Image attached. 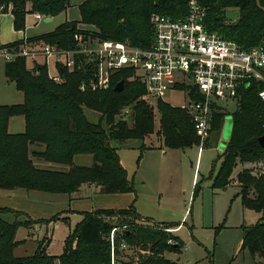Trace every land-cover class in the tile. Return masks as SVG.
<instances>
[{
  "label": "trees",
  "instance_id": "trees-1",
  "mask_svg": "<svg viewBox=\"0 0 264 264\" xmlns=\"http://www.w3.org/2000/svg\"><path fill=\"white\" fill-rule=\"evenodd\" d=\"M206 9L205 25L210 32L235 43L241 49L257 45L264 35V0H197ZM187 0H81L78 5L79 21L64 22L52 32L28 38V43L42 42L61 50H72L76 37L84 35L85 29L104 40L126 42L139 49H147L153 41L150 23L152 14L183 18ZM10 6L12 27L16 32L24 31L28 14H40L55 18L66 12L70 0H0V9L6 12ZM237 8L238 19L228 22L225 10ZM26 42L18 40L0 46V49L18 51ZM94 72L92 65L76 58L73 70L57 66L60 82L49 78L47 65L33 61L26 65V58L16 57L5 62L4 76L13 81L22 94L18 105L0 106V190L36 191L53 195H71L84 184L96 185L105 195L133 194L132 182L120 164L116 148L110 145L115 140L144 141L154 132L153 111L141 100L144 87L130 80V71L115 72L105 90L80 91V84L88 81ZM124 82L122 92L113 88ZM250 87L240 93L236 110L231 114V132L221 155V165L213 178L212 188L224 190L230 184L234 168L238 163L264 161V148L258 139L264 136V103ZM193 94V93H192ZM195 96V97H194ZM192 99H199L192 95ZM159 131L163 146L170 150H184L198 146L192 122L184 111L158 101ZM89 109L100 114L98 124L90 123L83 112ZM129 110L128 115L122 111ZM12 117H22L24 131L8 132ZM118 117V119H117ZM131 120L128 125L126 118ZM225 114L213 112L211 132L220 135ZM107 126L108 132L101 125ZM36 147L39 150L32 149ZM145 148V147H143ZM152 147H147L150 149ZM90 155V166H76L74 157ZM32 158L59 166L58 169H41ZM238 197L244 209L256 213L264 212V171L254 173L243 169L236 175ZM197 190L195 189L194 194ZM6 212L0 209V213ZM140 215L133 204L125 209H97L82 214V220L66 236L63 251L54 256L47 253L50 240L37 242L33 254L16 257L14 249L16 230L30 224L51 223L67 218L40 222L25 221L8 223L0 218V264H112L109 237L114 232L113 264H182L169 260L166 253H180L183 242L171 232L179 223H139ZM132 219V220H130ZM162 226L159 229L158 226ZM125 227V228H123ZM242 239L239 251L247 250L256 264H264V217L252 226H241ZM120 230V231H119ZM171 241V244H168ZM120 244L127 246L121 250ZM214 264L212 255L207 254Z\"/></svg>",
  "mask_w": 264,
  "mask_h": 264
},
{
  "label": "rangeland",
  "instance_id": "rangeland-1",
  "mask_svg": "<svg viewBox=\"0 0 264 264\" xmlns=\"http://www.w3.org/2000/svg\"><path fill=\"white\" fill-rule=\"evenodd\" d=\"M80 2L81 0H70V6L66 12L54 19L52 18L53 21L48 24L35 21L31 14L28 15L25 18V37L50 33L64 22L79 21L78 5ZM9 8L10 6H8L6 12H2L0 9V13L10 12ZM224 15L227 21L235 22L238 19L239 11L237 8H228L225 10ZM45 17L48 18L49 16ZM80 27L87 31V33L84 32L85 36H92V33L89 32L92 28ZM12 30L11 28L8 30L10 35L19 36ZM25 40L26 48L32 53V55L26 57V65L31 67L33 61L38 64L45 63L48 75L50 77L55 76L59 60L54 56L46 58L40 53L43 46L42 42L28 43V38ZM5 62L0 53V106L21 104L23 102L22 94L16 90L15 83L7 81L4 76ZM183 95L168 93L163 101L172 107H178L185 101L186 96L192 97L193 94L190 88L184 87ZM216 105L220 112L225 114L223 127L231 123V114L236 110L237 103L226 101L216 103ZM151 108L154 116V132L151 135L145 137L144 141L128 140L118 142L113 140L110 145L116 148L120 163L126 170L127 178L132 182L135 191L132 197L135 198L134 207L137 213L143 218H152L156 222H181L182 227L176 235L183 242V247L180 253H166L165 257L182 264H206L209 261L207 258L209 253L212 255L211 258L214 264H253V259L247 250L238 252L243 234L241 226L254 225L264 216V212L256 213L241 206L239 198L235 197L239 191L235 179L236 175L243 169L252 170L254 173L263 172L264 161L238 163L233 170L232 179L227 188L224 190L213 189L211 187L213 178L221 165V155L226 145L223 138V127L219 136L210 131L209 136L203 142L198 138V146L202 149L200 151H198V146L184 150H170L163 146L161 137L158 135L159 113L157 104L151 106ZM83 112L90 123L98 124L100 122V114L89 109H83ZM126 119L130 126L131 120L128 117ZM101 125L108 132L109 128L103 122H101ZM23 131V118L12 117L8 132L19 134ZM147 147L152 148L147 149ZM32 149L39 150L36 147ZM92 162L90 155L74 157L76 166H90ZM53 166L56 167V165ZM195 189L197 190L196 194H194ZM20 191L19 193H25L24 190ZM4 193L7 192L0 191V195H4L0 196V206H6L4 204H7L5 203ZM38 194L50 196L46 193ZM90 196H87L85 200L89 199ZM103 198H94L91 202L84 201V204L88 206L86 208H90L91 205L94 206V209L111 208L98 207L106 204L103 203ZM92 201L94 202L92 203ZM0 218L8 223L28 221L22 217L14 216L10 212L0 213ZM73 220L70 231L76 226L75 220L77 218L74 217ZM145 221V219L139 218V223L145 224ZM47 224L49 223L38 224L37 227L41 229L39 231L33 230L30 223L27 228H18L15 233V241L20 242V244L14 249V255L16 257L31 255L32 251L34 252L36 249L37 242L45 238L46 227L48 228L49 238L52 236L48 252L52 255H60L64 247L63 242L65 239L63 240V238L65 234H68V229L65 227L68 225L61 226L53 232V225ZM145 225L152 227V221ZM158 228L162 229V226L160 225ZM164 230L171 232L173 235L176 233L174 229ZM30 232H33V235H27Z\"/></svg>",
  "mask_w": 264,
  "mask_h": 264
},
{
  "label": "built area",
  "instance_id": "built-area-1",
  "mask_svg": "<svg viewBox=\"0 0 264 264\" xmlns=\"http://www.w3.org/2000/svg\"><path fill=\"white\" fill-rule=\"evenodd\" d=\"M33 18L42 22L47 17L33 14ZM205 19L206 9L197 0H187L183 18L158 14L150 17L154 35L147 49L93 35H79L72 50L43 44L40 53L46 58L56 57L59 60L57 66L68 71L74 69L76 58L92 65V77L80 84L82 92L107 89L111 76L123 70L132 73L130 80L143 85L145 92L141 100L150 107L163 101L168 93L183 95V88H190L199 99L186 96L177 108L189 117L196 136L203 142L209 136L213 112L219 109L216 103H237L240 93L250 87L258 90L257 95L264 103V35L257 45L241 49L208 31ZM26 47L25 42L18 51L0 49V53L9 62L16 57L32 55ZM49 78L60 82L57 73ZM128 114V109L122 111L123 116ZM115 230L109 237L112 264ZM119 246L121 250H127L126 245Z\"/></svg>",
  "mask_w": 264,
  "mask_h": 264
},
{
  "label": "crops",
  "instance_id": "crops-1",
  "mask_svg": "<svg viewBox=\"0 0 264 264\" xmlns=\"http://www.w3.org/2000/svg\"><path fill=\"white\" fill-rule=\"evenodd\" d=\"M10 10V8H9ZM30 15V14H28ZM26 15V17L28 16ZM33 16V14H31ZM54 19V18H53ZM12 15L10 12L7 13H0V46L6 45L18 40L26 39V38H31V37H25V29L24 31H19L16 32L12 27ZM14 33L19 34L18 35H10L9 34V29ZM8 31V32H7ZM12 118L9 120L8 123V131H9V124L11 122ZM12 134V133H10ZM33 148V147H32ZM200 151V149H198ZM32 161L34 162V165L41 168V169H48V168H53L56 169V167L59 168V166H53L51 164L44 163L40 160L32 158ZM121 164V163H120ZM122 165V164H121ZM123 167V166H122ZM57 168V169H58ZM124 168V167H123ZM126 171V170H125ZM0 191H5V190H0ZM7 193L5 194V203L6 206H0V209H5L6 212H10L14 216H19L24 218L25 220H30L33 222H40V221H46L48 219H51L54 216H58L59 219L61 218H67V227L66 225H63L64 223L61 222L60 220H56L54 222H51L47 225H53V232L55 229L62 227L67 228L68 234L70 232V225L71 222H73V218H77L75 220L76 224L82 220V214L86 212H92L97 209H125L128 208L131 204H135V198L132 197L133 194H113V195H105L100 193V188L97 187L96 185H88L84 184L80 186V188L77 190V192L72 193L71 195H53L50 194L48 197L47 195H41L38 193L41 192H36V191H24L25 193H19L21 192L20 189L17 190H12V191H6ZM18 192V193H14ZM85 195L93 196L87 200V196ZM4 196V195H0ZM104 197L102 200L104 201L102 204L104 206H98V207H111V208H96L94 209V206H90V208H86L88 206H85L84 201H90L94 198H100ZM134 198V199H133ZM1 199V198H0ZM94 201H92L93 203ZM101 205V204H100ZM135 208V207H134ZM86 209V210H85ZM136 210V209H135ZM137 212V210H136ZM139 214V213H138ZM140 215V214H139ZM140 217L142 219H149L150 221L154 223H171V222H156L152 218H143L141 215ZM264 217V216H263ZM184 218V216H183ZM262 218V217H261ZM22 222V221H20ZM173 223V222H172ZM40 224V223H38ZM38 224H32L33 230L39 231L41 230L40 228L37 227ZM180 226L174 229L175 235L178 233V231L181 229L182 225L181 222H179ZM184 226V225H183ZM67 234V235H68ZM27 235H33V232L28 233ZM65 234L63 240L67 236ZM177 236V235H176ZM45 238H48V240L52 241V236L49 238L48 236V228L46 227V232L44 234ZM51 246V243L49 244V247ZM48 247V249H49ZM49 255H52L48 252ZM35 251V250H34ZM33 254V251H32ZM250 255V254H249ZM56 256V255H54ZM250 257L253 259V264H256L257 261L256 259L250 255ZM260 261V259H259Z\"/></svg>",
  "mask_w": 264,
  "mask_h": 264
},
{
  "label": "water",
  "instance_id": "water-1",
  "mask_svg": "<svg viewBox=\"0 0 264 264\" xmlns=\"http://www.w3.org/2000/svg\"><path fill=\"white\" fill-rule=\"evenodd\" d=\"M52 21H53V19L50 18V17L42 19V23H44V24L51 23ZM123 88H124V82L123 81H120L118 84L115 85V87L113 88V91L115 93H120V92H122ZM231 127H232V124L231 123L226 124L223 127V138L225 139V141H227L229 139L230 132H231ZM258 143H259V145L261 147L264 148V136H262V137H260L258 139ZM256 261L258 262L259 259H256Z\"/></svg>",
  "mask_w": 264,
  "mask_h": 264
}]
</instances>
